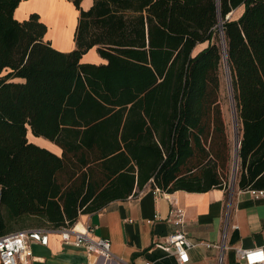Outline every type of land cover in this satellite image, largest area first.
Here are the masks:
<instances>
[{"label":"trees","instance_id":"obj_1","mask_svg":"<svg viewBox=\"0 0 264 264\" xmlns=\"http://www.w3.org/2000/svg\"><path fill=\"white\" fill-rule=\"evenodd\" d=\"M22 1L0 0V236L71 227L147 187L227 189L226 62L241 127L236 186L264 191V0H93L88 10L70 0L69 52L44 39L38 15L14 19ZM93 48L105 64L81 62Z\"/></svg>","mask_w":264,"mask_h":264},{"label":"crops","instance_id":"obj_2","mask_svg":"<svg viewBox=\"0 0 264 264\" xmlns=\"http://www.w3.org/2000/svg\"><path fill=\"white\" fill-rule=\"evenodd\" d=\"M92 3L93 0H82L80 8L88 10ZM234 13L236 18L233 20L241 16L243 6L232 11L230 18ZM31 14L38 15L40 22L46 26L47 32L44 37L46 41L49 39L51 25L54 27L55 23H64L65 17L69 16L73 19L75 30L78 18V11L70 0H24L14 10L13 17L16 21L22 22ZM51 46L60 52H69L75 48L74 42H71L67 49L55 47L54 44ZM205 47L206 44L198 45L193 53L196 54ZM83 56L81 62L86 63ZM101 63L105 64L106 61L102 59ZM28 133L27 139L30 143L60 156L59 147L43 138H39L41 143L30 140ZM172 207L183 210V231L194 242L217 244L221 240L223 230L226 229V248L222 254V264H242L236 255V248L250 250L264 245V191L263 195L259 196L249 190H240L237 186L232 191L227 189H213L205 193L176 191L162 195H155L151 188L147 187L137 196L110 202L97 213L80 215L73 227L77 231H82L89 226L94 237L108 239L111 242L114 260L108 264L147 262L176 264L174 255L171 250L165 249L164 242L175 230L166 221ZM156 216L159 220H155ZM35 224L39 225L22 230L39 228L53 230L42 223ZM31 250L38 259L35 264H84L86 261L82 249L64 245L59 235L55 233L49 234L47 246L32 243ZM217 255L215 249L197 246L189 251L188 264H217Z\"/></svg>","mask_w":264,"mask_h":264},{"label":"built area","instance_id":"obj_3","mask_svg":"<svg viewBox=\"0 0 264 264\" xmlns=\"http://www.w3.org/2000/svg\"><path fill=\"white\" fill-rule=\"evenodd\" d=\"M151 190L155 195L164 193L157 187H153ZM249 191L259 196L263 195V191ZM155 220H159V217L156 216ZM166 221L175 230L165 239V249L171 250L176 264H188L190 261L189 251L197 246L217 250V264H222V254L226 248V229L223 230L221 240L217 244L194 242L183 231L184 212L182 209L172 207ZM147 223H151V221H147ZM50 233L59 235L60 241L64 245L82 249L86 257L84 264H108L114 260L111 253V242L108 239L94 237L93 230L89 226L82 231H77L71 226L53 230L27 229L0 236V264H35L38 259L32 253L31 244L47 246ZM235 252L242 264H264V245L261 248L250 250L236 248Z\"/></svg>","mask_w":264,"mask_h":264},{"label":"rangeland","instance_id":"obj_4","mask_svg":"<svg viewBox=\"0 0 264 264\" xmlns=\"http://www.w3.org/2000/svg\"><path fill=\"white\" fill-rule=\"evenodd\" d=\"M232 19L236 18V14L234 13L231 17ZM52 29L49 30V39L51 45L54 44L55 47L61 48V49H67L69 48L71 42H74V29H73V19L69 16L65 17L64 23H55L54 27L53 25ZM58 34V35H57ZM63 35V38H62ZM61 39L59 42L58 40ZM83 60L86 61L88 64H94L99 65L103 64L101 63V58L96 52V49H92L91 51H88L84 56ZM98 62V63H93ZM226 64L222 63L221 69H220V83H219V92L218 96L220 99V107L222 110L223 120L226 127V132L228 135V139L230 142V154H231V161H230V177L228 181L227 190L232 191L236 187V174L232 178V170H233V152H234V144L237 141L238 138V132L240 127V122L235 117V105L233 104V100L231 102V97L229 95L228 87L230 86V74L229 71H226ZM228 73V74H227ZM228 75V76H227ZM227 77H229L230 82H227ZM231 87V86H230ZM232 90V89H231ZM232 94V91H231ZM239 125V127H238ZM240 137V136H239ZM28 138L30 140H34L37 143H41L39 138L33 137L30 133H28ZM41 139V138H40ZM44 140V139H43ZM238 170V162L236 166Z\"/></svg>","mask_w":264,"mask_h":264},{"label":"bare ground","instance_id":"obj_5","mask_svg":"<svg viewBox=\"0 0 264 264\" xmlns=\"http://www.w3.org/2000/svg\"><path fill=\"white\" fill-rule=\"evenodd\" d=\"M52 11V10H51ZM51 20H52V18H51ZM58 35V34H57ZM62 38H63V35H62ZM61 39H59L58 41L59 42H61L60 41ZM227 68V67H226ZM226 71H228L227 69H226ZM228 74V73H227ZM228 76V75H227ZM229 80V77H227V82H230V81H228ZM228 90H229V95H230V97H231V102H232V94H231V87L229 86L228 87ZM237 144H238V141H237V143H236V146H235V149H234V152H233V168L235 169V167L237 166V149H238V147H237Z\"/></svg>","mask_w":264,"mask_h":264},{"label":"water","instance_id":"obj_6","mask_svg":"<svg viewBox=\"0 0 264 264\" xmlns=\"http://www.w3.org/2000/svg\"><path fill=\"white\" fill-rule=\"evenodd\" d=\"M228 18H229V16H228ZM226 61V60H225ZM226 66H227V62H226ZM227 69H228V71H229V68H228V66H227ZM239 146H240V141H238V144H237V147H238V149H239ZM238 149H237V153H238ZM237 167H235V169L233 168V170H232V178H233V176H235V174H236V169Z\"/></svg>","mask_w":264,"mask_h":264}]
</instances>
